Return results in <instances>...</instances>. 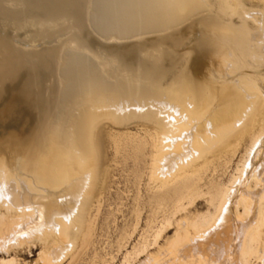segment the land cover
Listing matches in <instances>:
<instances>
[{
	"label": "bare ground",
	"instance_id": "obj_1",
	"mask_svg": "<svg viewBox=\"0 0 264 264\" xmlns=\"http://www.w3.org/2000/svg\"><path fill=\"white\" fill-rule=\"evenodd\" d=\"M3 1L13 0H0V83L11 71L9 87L26 99L39 92L23 112L26 137L0 121V250L36 240L30 264H60L79 239L86 249L87 208L108 175L98 127L140 121L151 129L131 154L149 155L150 215L120 264H264L262 13L242 0H21L14 11ZM14 35L48 49L17 52ZM242 143L226 180L205 181L227 173Z\"/></svg>",
	"mask_w": 264,
	"mask_h": 264
},
{
	"label": "rangeland",
	"instance_id": "obj_2",
	"mask_svg": "<svg viewBox=\"0 0 264 264\" xmlns=\"http://www.w3.org/2000/svg\"><path fill=\"white\" fill-rule=\"evenodd\" d=\"M242 2L243 7L244 4L246 6L244 7V10L246 9L248 11L254 10L261 12L264 17V12L262 11L264 10L263 0H242ZM258 2L260 3L258 4ZM7 3L3 1L1 4L2 8H6V6L8 5L9 8L7 6L8 9H6H11L12 11H14L16 9H20L21 7V0H13ZM233 20L237 25L240 23L239 18L237 17H234ZM246 21H249L247 24L251 29L256 27L253 26V24L255 25V23L250 22L251 20L248 19ZM10 29H14V26H10ZM0 34L3 35L2 39L6 38V36L8 37V34L4 35L2 31L0 32ZM14 36L19 40V42H14L11 48L17 52L29 54L34 51H43L45 49H48V46L27 44L26 39L23 35ZM195 36L196 35L194 34V36L192 35L190 37L191 43L195 41ZM191 43L189 44L191 45ZM187 45H185L183 48L180 47L178 49V52H180L181 54L183 53V51H186ZM5 50H7V48L0 47V53L4 52ZM1 75L4 82L0 83V110L3 112L0 116V121L3 122L4 126H10L11 124L22 126V128L19 129L11 126L10 128L4 127L3 133L6 134L7 132H14V134L16 133L18 137H26V125H29L31 123H27L25 121L27 119V116L24 115L23 112H26L25 110L29 102L28 100H30V102H32L33 104L35 103L34 96L39 92L37 91L38 88L35 87L37 89L34 88L32 90V94L26 99V96L24 97V95L20 94L16 87L14 88L8 86V80H13L12 78L14 77L11 71H4L3 74L1 73ZM45 95L47 97L46 91L45 93H42V96L44 98ZM15 116H18V118H15ZM150 129L151 126H143V123L140 121H133L123 125H115L111 122H102L99 125L98 133L96 136L97 140L99 141L98 152L103 160V165L107 166L106 169L108 175L104 181L103 186H101L100 184L95 191V194L97 193L96 195H98L100 192L99 198L96 199L95 196L92 197L87 208L88 213H90L92 216H95L92 236L90 238L89 245L82 252L80 251L81 247H78L80 242L79 239L77 243L78 245H76L75 249L71 251V255L67 256L60 264H69V262H74V264H106L107 262L108 264H111L110 262H112V264H120L124 253L127 250L129 251L131 249L130 246H132L136 242L135 240L138 239L139 234L142 232V229L145 228V220L150 215V206L147 203V196L149 194L147 163L149 161V155L140 157L138 160L134 161L131 154V146L134 144L132 139L144 137L146 135L145 131ZM113 137L120 138V140L123 141V143L125 144L122 145L124 146V149L120 147L118 150H115L116 147L113 142ZM17 139L18 138H16L15 140ZM243 150L244 143H242L239 147V150L236 153L237 155L232 158L229 164L230 166L228 165V170L226 171L227 173L220 176L222 173L221 168H219L216 172H212L211 170H209L205 173L204 180L206 181L207 179H209V177L211 176L210 174L214 175L215 177L219 176L217 179L221 178L223 180H226L228 173H230L232 168L235 167L236 163L240 159ZM148 151L149 149L146 150V152ZM199 202H201V200H199ZM137 204H142L144 206L141 210V216L139 219L137 230L128 239V243H124V247L121 248L120 252V250L118 249V243L124 242L122 238L125 237L126 233L131 232L134 226V210L136 209ZM97 207L98 210H96ZM205 209L206 205L202 201V205H198V211L204 212ZM192 211H194V209H191V212ZM173 233L174 229H169V231H167V237L172 236ZM82 249L83 248H81V250ZM41 250V243L37 242L36 240H32L29 244L24 243L22 245L9 248L7 252L8 255L0 250V259L13 258L15 261L14 264H30L33 263L34 259L38 257V254ZM77 251L79 252L76 253ZM75 254H77L78 256L75 257L76 259H73ZM70 259L75 261H70Z\"/></svg>",
	"mask_w": 264,
	"mask_h": 264
}]
</instances>
